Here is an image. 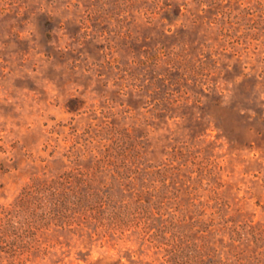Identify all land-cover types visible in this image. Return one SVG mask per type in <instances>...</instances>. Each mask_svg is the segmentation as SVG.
<instances>
[{"label": "rangeland", "instance_id": "obj_1", "mask_svg": "<svg viewBox=\"0 0 264 264\" xmlns=\"http://www.w3.org/2000/svg\"><path fill=\"white\" fill-rule=\"evenodd\" d=\"M0 264H264V0H0Z\"/></svg>", "mask_w": 264, "mask_h": 264}, {"label": "trees", "instance_id": "obj_2", "mask_svg": "<svg viewBox=\"0 0 264 264\" xmlns=\"http://www.w3.org/2000/svg\"><path fill=\"white\" fill-rule=\"evenodd\" d=\"M63 183H64V181L61 180V179H55V180L53 179L50 183H48V184L45 186V190H46V189H47V190H51V193H52V194H56V195H57V198H56L57 202H58L59 200L62 201V200L60 199V197H61V195L63 194V192L66 191L65 188H62ZM61 188H62V189H61ZM40 189H42V188H38V187H35V188H34L35 191H38V190H40ZM69 189H70V188H69ZM29 191H30V189H28L27 194L29 193ZM55 204H56V203H55Z\"/></svg>", "mask_w": 264, "mask_h": 264}]
</instances>
